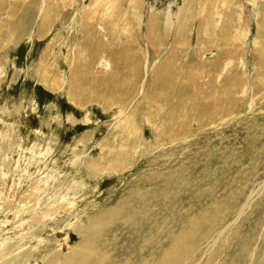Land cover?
Wrapping results in <instances>:
<instances>
[{
    "label": "rangeland",
    "instance_id": "obj_1",
    "mask_svg": "<svg viewBox=\"0 0 264 264\" xmlns=\"http://www.w3.org/2000/svg\"><path fill=\"white\" fill-rule=\"evenodd\" d=\"M72 262L264 264V0H0V264Z\"/></svg>",
    "mask_w": 264,
    "mask_h": 264
},
{
    "label": "bare ground",
    "instance_id": "obj_2",
    "mask_svg": "<svg viewBox=\"0 0 264 264\" xmlns=\"http://www.w3.org/2000/svg\"><path fill=\"white\" fill-rule=\"evenodd\" d=\"M159 19V18H158ZM157 23V22H156ZM153 24V23H152ZM176 29V28H175ZM139 32V31H138ZM141 34V33H140ZM169 34V33H168ZM170 35V34H169ZM95 47V46H94ZM101 47H102V45H101ZM136 48V47H135ZM92 49V48H91ZM187 50V49H186ZM193 50V49H192ZM143 59V58H142ZM175 62V61H174ZM229 63V62H228ZM220 65V64H219ZM211 66V65H210ZM201 76V75H200ZM46 82V81H45ZM213 82V81H212ZM141 237V236H140ZM67 261H65V263H66ZM72 264H74L73 262H72Z\"/></svg>",
    "mask_w": 264,
    "mask_h": 264
}]
</instances>
